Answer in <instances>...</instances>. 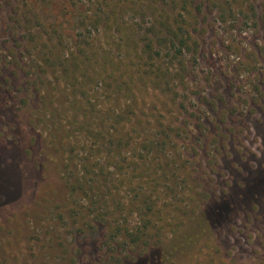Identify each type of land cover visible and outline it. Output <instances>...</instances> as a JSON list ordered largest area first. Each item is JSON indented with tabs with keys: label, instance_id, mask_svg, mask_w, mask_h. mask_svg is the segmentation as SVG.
<instances>
[{
	"label": "rangeland",
	"instance_id": "374dc122",
	"mask_svg": "<svg viewBox=\"0 0 264 264\" xmlns=\"http://www.w3.org/2000/svg\"><path fill=\"white\" fill-rule=\"evenodd\" d=\"M193 2L197 11L192 16L185 13L184 24L193 31L191 42L196 44L183 49L188 65L184 86L174 81L181 95L173 105L172 92L149 86L147 101L160 98L156 111L166 113L168 124L186 126L180 140L189 144L184 156L188 166L197 169L198 195L209 191L213 201L223 192L234 199L239 190L244 193L221 225L164 264H264V188L251 186L255 177L264 175V0ZM150 4L159 7L157 17L164 10L176 18L183 13L175 0H0V82L10 81L15 93L0 99V264H108L126 253L114 251L104 228L89 223L87 211L78 213L85 201L76 204L68 197L50 144L57 120L60 129L55 135L67 134L65 113L57 117L67 110L66 102L58 105L56 96L47 97V105L27 99L26 85L34 71L54 70L41 61L48 47L40 36L60 38L65 55L78 43L86 50L95 44L101 58L129 62L132 49L120 45L125 36L106 27L116 17L117 24L134 29L143 46L155 18ZM112 10L117 15L109 17ZM25 13L33 19L20 22L19 15ZM96 13L102 22L94 25ZM169 51L170 47L160 50L162 58L157 60L174 72L178 65L171 63ZM50 80L52 74L46 81ZM34 87L42 96L43 86ZM182 97H188V108L181 111ZM76 136L84 146V134L76 131ZM126 196L122 188L119 197ZM126 210L131 227L138 211Z\"/></svg>",
	"mask_w": 264,
	"mask_h": 264
},
{
	"label": "trees",
	"instance_id": "16d2710c",
	"mask_svg": "<svg viewBox=\"0 0 264 264\" xmlns=\"http://www.w3.org/2000/svg\"><path fill=\"white\" fill-rule=\"evenodd\" d=\"M193 3V0H175L176 6L183 10L177 18L171 13L166 14L165 10L157 17L155 13L159 7L148 5L155 18L148 30L151 34H145L143 46L134 37V29L125 24L120 26L115 17L107 30L114 32L116 28L125 36L120 39V45L132 49L129 62L121 61L123 65L101 58L95 44L86 50L78 43L74 52L65 55L60 38L56 37L54 41L46 35L40 36L41 44L48 47L41 61L54 70L52 73L34 71L26 85V98L47 105L46 98L56 96L58 105L67 104V110L57 116L65 113L67 134L55 135L60 129L56 119L58 124L50 144L55 148L69 199H74L76 204L85 201L79 204L78 213L87 211L89 223L95 229L98 226L104 228L114 251L126 250L124 255H118L108 264H164L176 253L188 251L195 238L221 225V220L243 197L241 190L235 199L224 192L213 201L209 191L203 197L202 192L198 195L197 169L189 167L184 156L189 144L180 140L182 133H186V126L172 120L168 124L166 113L156 111L160 98L152 97V103L147 101L149 86L172 92L173 105L181 95L179 88L175 89L174 81L184 86L188 65L183 61V49H192L196 44L191 42L193 31L184 24L188 20L185 13L192 16L197 11L194 5L191 7ZM110 13L109 17L117 15L116 10ZM33 17L31 13H25L19 15V20L31 21ZM35 18L42 21V16L37 13ZM93 18L94 25L102 22L97 13ZM169 47L170 61H177L178 65L174 72L157 60L162 58L160 50H169ZM54 49L59 51L52 52ZM53 60L60 61L55 63ZM146 64L151 65L147 68ZM50 74L52 80L46 81ZM49 83H55V86L49 88ZM34 86L44 87H41L42 96ZM13 88L10 81L0 82V99L11 91L14 93ZM187 98L182 97L178 103L181 111L188 108ZM124 99L127 103L119 107ZM36 110L32 107L33 114H37ZM76 131L84 134V146L78 143ZM37 163L41 167L42 163ZM251 186L264 188V175L255 177ZM122 188L126 189L125 199L119 197ZM166 194L169 198L164 202L162 197ZM169 206L173 208L171 211L166 209ZM127 207L132 213L138 211L131 227ZM129 248L133 249L131 254H128Z\"/></svg>",
	"mask_w": 264,
	"mask_h": 264
}]
</instances>
